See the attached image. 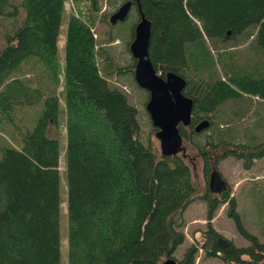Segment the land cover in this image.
I'll return each mask as SVG.
<instances>
[{
  "label": "trees",
  "instance_id": "trees-1",
  "mask_svg": "<svg viewBox=\"0 0 264 264\" xmlns=\"http://www.w3.org/2000/svg\"><path fill=\"white\" fill-rule=\"evenodd\" d=\"M72 1L78 14L67 19L61 64L65 0H19L13 6L0 0V17L19 18L0 49V123L43 102L33 128L19 132L17 146L0 143V264H60V148L49 131L60 109L49 84L60 74L68 264H160L168 257L195 264L198 246L187 247L181 259L174 253L185 240L183 212L196 197L206 206L200 246L206 255L224 264H264V240L244 228L230 188L196 194L182 156L157 157L153 145L143 143L138 109L117 84L119 77L134 80L135 61L120 64L96 35L98 22L105 21L101 0ZM132 7L128 46L140 9L151 21L149 57L156 72L164 77L171 71L186 81L183 94L194 104L191 123L179 124V132L194 145L206 179L228 156L250 169L264 157V138L235 141L241 122L227 107L241 101L245 117L264 112V0H132ZM124 25L109 23L108 43L118 39L112 28ZM239 45L247 52L237 50ZM41 64L46 73L36 80L15 75L23 65L34 72ZM143 94L146 102L149 94ZM203 119L210 125L196 133ZM257 124L264 128V114ZM202 135L201 142L194 140ZM223 203L247 246L217 244L221 234L212 220Z\"/></svg>",
  "mask_w": 264,
  "mask_h": 264
},
{
  "label": "rangeland",
  "instance_id": "rangeland-1",
  "mask_svg": "<svg viewBox=\"0 0 264 264\" xmlns=\"http://www.w3.org/2000/svg\"><path fill=\"white\" fill-rule=\"evenodd\" d=\"M13 5L17 4L19 0H9ZM122 0H101L100 15L105 16L104 20L98 22L96 35L104 41V46L108 52L115 58L120 64H130L134 58L128 48L127 42L130 41L129 23L135 18L129 13L124 26H114L112 33L116 34L118 39L108 43L107 32L111 29L109 27V16L116 8L122 3ZM12 6H6L5 10L11 11L14 8ZM133 9V7H132ZM78 14V6L72 0H65L64 13L62 15V24L60 27V35L58 40L60 63L63 61V43L66 32V22L71 14ZM131 11V10H130ZM19 21V18H13L11 16L3 15L0 17V49L5 46L4 34L11 31L12 25ZM245 45H239L237 50L247 52ZM39 69V70H38ZM46 73L43 64L40 65L36 71L31 72L26 65H23L21 69L15 74L20 78L36 80L39 74ZM135 80H131L128 76L119 77L117 84H122L129 93L130 102L138 109V119L141 126L140 136L143 143H151L156 156H161L159 141L156 138V128L152 125L149 114L146 111L145 104V89L135 88ZM25 83H30L29 80H24ZM136 83V82H135ZM62 79L61 74L55 84L51 85V88L56 90L59 98L60 109L58 114V120L56 123L50 125L49 131L52 135L58 137L60 158H59V171H60V196L62 204L60 205V240H61V257L60 264H68V222H67V185L65 174V150H66V115L64 111V103L62 97ZM137 84V83H136ZM39 86V84H37ZM147 92V91H146ZM34 98V97H33ZM257 98H255L256 101ZM257 104V103H256ZM43 108V102L36 105L25 107L21 112L19 111L14 115L13 121H2L0 123V143H10L17 146L19 143V132L28 128L31 130L35 125L37 116ZM260 108V107H259ZM227 109L233 111L232 115L240 120L241 125L237 127V136L235 141L248 142L249 139L261 140L264 138V128L260 124H257L259 120L263 121L264 112L261 111L258 115H247L246 117L241 114L243 110L242 102L229 103ZM238 116L240 118H238ZM224 118V117H222ZM19 128V129H18ZM209 133V132H207ZM203 135L195 138L199 142L202 141ZM257 141V142H258ZM178 154L182 156L185 162L189 165L192 172V179L196 186V194L200 195L207 187L208 180L205 177L203 162L197 155V151L191 141H182L180 151ZM243 160L237 159L232 156H228L222 159L217 168L221 172L222 176L229 184L230 192L229 196L233 197L236 201V210L240 214L241 222L244 228L256 235L259 240H264V157L257 159L253 162L250 169H245L242 164ZM228 205L223 203L217 209L215 216L212 220L213 227L221 234L222 237L232 240L236 246H247L249 240L241 235L232 218L227 215ZM206 206L205 203L196 197L184 210L182 226L185 240L177 248L174 253L176 259H181L182 253L185 249L191 245L198 246L197 257L195 264H224L220 258L215 256H208L204 250L200 247L205 241L204 231L206 230L205 220Z\"/></svg>",
  "mask_w": 264,
  "mask_h": 264
},
{
  "label": "water",
  "instance_id": "water-1",
  "mask_svg": "<svg viewBox=\"0 0 264 264\" xmlns=\"http://www.w3.org/2000/svg\"><path fill=\"white\" fill-rule=\"evenodd\" d=\"M132 7V0L121 3L109 16V23L115 25L127 19ZM151 21L138 10V21L134 26V34L129 43V51L135 60L134 80L140 88L145 89L148 100L145 104L152 125L156 128L161 156H173L180 151L183 137L179 132V124L183 127L191 123L193 99L183 94L186 81L174 72H167L163 77L158 74L149 57ZM210 121L203 119L194 127L196 133L208 128ZM208 190L212 194H221L228 190L229 184L216 166H212L208 175ZM217 244L226 249L230 242L219 236ZM168 257L160 264H175Z\"/></svg>",
  "mask_w": 264,
  "mask_h": 264
}]
</instances>
